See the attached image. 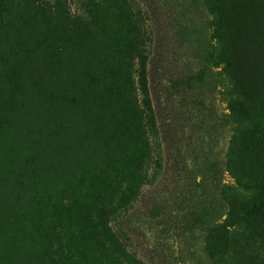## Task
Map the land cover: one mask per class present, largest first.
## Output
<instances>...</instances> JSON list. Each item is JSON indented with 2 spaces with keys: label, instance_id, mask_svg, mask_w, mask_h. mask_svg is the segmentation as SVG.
Listing matches in <instances>:
<instances>
[{
  "label": "rangeland",
  "instance_id": "obj_1",
  "mask_svg": "<svg viewBox=\"0 0 264 264\" xmlns=\"http://www.w3.org/2000/svg\"><path fill=\"white\" fill-rule=\"evenodd\" d=\"M64 1L0 0V264H264V0Z\"/></svg>",
  "mask_w": 264,
  "mask_h": 264
},
{
  "label": "trees",
  "instance_id": "obj_2",
  "mask_svg": "<svg viewBox=\"0 0 264 264\" xmlns=\"http://www.w3.org/2000/svg\"><path fill=\"white\" fill-rule=\"evenodd\" d=\"M64 2L66 3L64 0H57V2ZM67 1V0H66ZM80 1V12L79 14L75 15V14H72L70 12V10L66 9L64 12H63V20H64V26H66L68 28L69 31H72V29L75 28V26H78V25H88V24H91L95 19H97L98 15H97V7H99L100 3L102 1H105V0H94L95 1V7L93 4L90 3V0H79ZM116 1H119L122 3V5L124 4H129L131 1L130 0H116ZM62 2V3H63ZM46 4V3H45ZM90 6H89V5ZM48 5V4H46ZM46 5H43V9L44 11L45 10V6ZM49 7V6H48ZM50 11L52 10L51 7H49ZM130 10H125V13L130 16L132 19H136L137 20V28L141 34V43L139 45V56H138V59L139 58H142L143 57H147V43H148V40H149V37H148V31L146 29V25H145V21L143 20V17L142 15L140 14V11H138L135 7L133 6H130L129 7ZM264 45V40H263V44ZM258 46L254 47V49L258 48ZM252 52V51H251ZM250 52V53H251ZM146 53V54H145ZM149 56V55H148ZM148 59V57H147ZM255 59V58H254ZM254 62V61H253ZM257 66L259 69L257 71H254V67ZM263 70V67L261 65H258V63H253L250 68H249V72L252 76L256 75V74H260ZM40 92V89L35 93V95H37L38 93ZM230 92V95H233L235 96L234 99L232 100L231 102V107L233 108V112H235L237 114V117L239 119L242 118V116L250 109L253 107V102L252 100L250 99H247L245 98L244 96H242V94L238 91H229ZM9 119V123L10 125H12V122H13V119L11 118H8ZM235 132L237 134H241V129L239 127H237L235 129ZM236 142V138L234 137V140L232 142V146L234 145V143ZM231 146V148H232ZM234 162H229V166L231 167V170H233L234 168ZM235 181H236V184L237 185H243V181H242V178L241 177H236L235 178ZM227 190V191H226ZM226 192H227V195L230 197V198H234L233 200V207L237 208V211L239 213H241L242 216L238 217L239 218V222L237 223V225L239 227H242L244 226L245 228H249L251 222H252V219L255 218L256 214L260 211V208L259 207H254V208H250V209H245L244 208V203H245V199H246V196L243 194V193H240L238 192V189H235V188H226ZM142 191H139L138 194H139V197L142 195ZM237 200V201H236ZM118 206H111V207H103L101 210H100V213L102 216L104 217H111L113 218L114 216V210L115 209H119L117 208ZM233 219V217H231ZM230 218V220H231ZM226 226H230L229 223H228V219H226ZM224 226V225H223ZM238 255L240 258L244 259L247 254H246V248H243L241 249L239 252H238Z\"/></svg>",
  "mask_w": 264,
  "mask_h": 264
}]
</instances>
